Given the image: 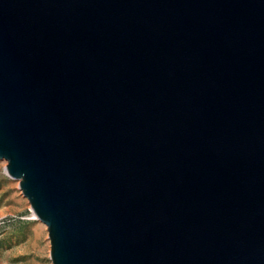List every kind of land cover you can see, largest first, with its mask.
<instances>
[{
    "label": "water",
    "instance_id": "obj_1",
    "mask_svg": "<svg viewBox=\"0 0 264 264\" xmlns=\"http://www.w3.org/2000/svg\"><path fill=\"white\" fill-rule=\"evenodd\" d=\"M0 159L53 264H264V0H0Z\"/></svg>",
    "mask_w": 264,
    "mask_h": 264
},
{
    "label": "rangeland",
    "instance_id": "obj_2",
    "mask_svg": "<svg viewBox=\"0 0 264 264\" xmlns=\"http://www.w3.org/2000/svg\"><path fill=\"white\" fill-rule=\"evenodd\" d=\"M0 159V264H53L48 228Z\"/></svg>",
    "mask_w": 264,
    "mask_h": 264
}]
</instances>
